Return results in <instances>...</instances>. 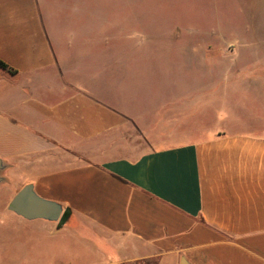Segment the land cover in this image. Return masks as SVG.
Segmentation results:
<instances>
[{"label": "crops", "instance_id": "obj_1", "mask_svg": "<svg viewBox=\"0 0 264 264\" xmlns=\"http://www.w3.org/2000/svg\"><path fill=\"white\" fill-rule=\"evenodd\" d=\"M53 1L0 0V212L39 234L13 264H264L263 70H78L95 20ZM225 1L223 57L264 58V0ZM25 185L64 219L9 211Z\"/></svg>", "mask_w": 264, "mask_h": 264}, {"label": "rangeland", "instance_id": "obj_2", "mask_svg": "<svg viewBox=\"0 0 264 264\" xmlns=\"http://www.w3.org/2000/svg\"><path fill=\"white\" fill-rule=\"evenodd\" d=\"M52 4L62 6L59 11H52L54 18L72 19L68 9L71 11L73 3L55 0ZM81 5L87 27L89 21L95 20L96 38L81 44L76 60L78 70H263L264 76V58H235L232 52L223 57L217 41L222 30L219 24L225 20L229 25L238 17L237 8L227 1L222 4V0H81ZM74 18L77 20V15ZM90 33L86 31V38L92 37ZM204 35L212 39L211 48L207 54L201 50L197 56L194 47L201 44ZM190 50L195 56H186L185 51ZM7 194L11 197L16 193ZM30 224L12 213L0 212V264H13L17 238L22 241L39 237L31 232ZM83 253L86 258L74 259L69 264L96 260L87 258V250Z\"/></svg>", "mask_w": 264, "mask_h": 264}, {"label": "water", "instance_id": "obj_3", "mask_svg": "<svg viewBox=\"0 0 264 264\" xmlns=\"http://www.w3.org/2000/svg\"><path fill=\"white\" fill-rule=\"evenodd\" d=\"M7 209L27 220L45 219L49 221L63 220L65 213H62L60 205L38 197L31 185L23 186L10 200ZM179 264H189L181 259Z\"/></svg>", "mask_w": 264, "mask_h": 264}, {"label": "trees", "instance_id": "obj_4", "mask_svg": "<svg viewBox=\"0 0 264 264\" xmlns=\"http://www.w3.org/2000/svg\"><path fill=\"white\" fill-rule=\"evenodd\" d=\"M0 69L8 72L9 74H15L16 72L10 68L6 63L0 60Z\"/></svg>", "mask_w": 264, "mask_h": 264}]
</instances>
